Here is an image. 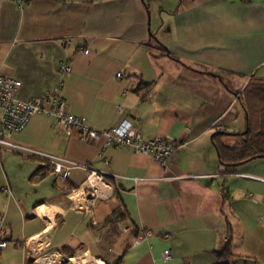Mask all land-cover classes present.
Here are the masks:
<instances>
[{"label": "crops", "instance_id": "crops-1", "mask_svg": "<svg viewBox=\"0 0 264 264\" xmlns=\"http://www.w3.org/2000/svg\"><path fill=\"white\" fill-rule=\"evenodd\" d=\"M0 74L20 82V99L55 90L92 129L127 122L143 141L177 144L162 169L30 116L12 141L90 164L110 196L85 213L71 202L84 171L60 180L40 160L0 150V264H24L30 245L102 264H212L223 238L232 264H264V157L222 174L211 142L215 131L226 145L243 132L240 93L264 82V0H0Z\"/></svg>", "mask_w": 264, "mask_h": 264}, {"label": "built area", "instance_id": "built-area-1", "mask_svg": "<svg viewBox=\"0 0 264 264\" xmlns=\"http://www.w3.org/2000/svg\"><path fill=\"white\" fill-rule=\"evenodd\" d=\"M82 51L85 52V50ZM59 71L61 74L67 75L70 71L68 64L60 65ZM115 76L121 77L120 73H116ZM19 86L18 80L0 74V150H8L24 157L38 159L43 167L60 180H66L74 169L84 171L86 176L83 192L76 201L71 200V202L73 206L85 213H90V209L97 200L110 196V190L104 184L102 173L92 168L90 164L77 163L13 142L12 136L24 128L30 116L44 114L51 119L54 128L66 132L77 131L78 138L85 142L103 138L108 146L129 147L135 152L150 155L162 169H165L166 162L171 159L177 148L175 142L159 136L143 141L139 132L133 130L127 122L100 130L92 129L84 118L74 116L66 111L62 99L55 90L37 98L20 99L16 96ZM116 110L117 113L121 112L120 107H117ZM36 177H41V173H37ZM87 182L89 184H86ZM146 236L148 233L144 232L138 236V239H143ZM5 238L7 236L0 224V249L6 246ZM225 242L226 238H223L222 244ZM24 255L29 257L24 264L27 260L30 261L29 264H102L98 260L91 259L84 252L65 258L58 251L51 250L50 247L44 245L39 248L33 245H30V248L24 247ZM160 256L163 262H168L171 259L169 250L161 251Z\"/></svg>", "mask_w": 264, "mask_h": 264}, {"label": "trees", "instance_id": "trees-1", "mask_svg": "<svg viewBox=\"0 0 264 264\" xmlns=\"http://www.w3.org/2000/svg\"><path fill=\"white\" fill-rule=\"evenodd\" d=\"M240 94L239 100L246 114L243 132L228 135L233 138L231 145L222 143L224 132L215 131L211 135V142L222 166V174L232 173L241 163L264 157V82H248ZM109 219L118 223L124 219V213L120 208H116ZM213 256L212 264H232L233 254L229 241L226 240L219 250L214 251Z\"/></svg>", "mask_w": 264, "mask_h": 264}, {"label": "bare ground", "instance_id": "bare-ground-1", "mask_svg": "<svg viewBox=\"0 0 264 264\" xmlns=\"http://www.w3.org/2000/svg\"><path fill=\"white\" fill-rule=\"evenodd\" d=\"M86 184H89V182H87ZM71 198L76 201L77 200V193L75 192L74 194L71 195Z\"/></svg>", "mask_w": 264, "mask_h": 264}]
</instances>
